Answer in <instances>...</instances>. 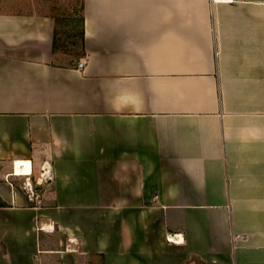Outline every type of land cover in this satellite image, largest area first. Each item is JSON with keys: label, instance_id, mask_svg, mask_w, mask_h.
Instances as JSON below:
<instances>
[{"label": "crops", "instance_id": "crops-1", "mask_svg": "<svg viewBox=\"0 0 264 264\" xmlns=\"http://www.w3.org/2000/svg\"><path fill=\"white\" fill-rule=\"evenodd\" d=\"M46 5L0 0V264H264V0Z\"/></svg>", "mask_w": 264, "mask_h": 264}, {"label": "rangeland", "instance_id": "rangeland-1", "mask_svg": "<svg viewBox=\"0 0 264 264\" xmlns=\"http://www.w3.org/2000/svg\"><path fill=\"white\" fill-rule=\"evenodd\" d=\"M47 5L45 6L49 12H53L56 17V30L59 33V43H64V41L76 42L78 36L81 32V15H82V2L83 0H45ZM22 170L18 171L17 167L15 173L20 175V178L16 181L17 186L26 191L28 195L32 198L31 201L34 204H40L39 195L42 194L43 186H41L40 177L28 181L25 179V175L30 174V168L25 169L21 167ZM46 180V177L44 178ZM29 183V184H27ZM39 183V184H38ZM46 184V183H44Z\"/></svg>", "mask_w": 264, "mask_h": 264}, {"label": "trees", "instance_id": "trees-1", "mask_svg": "<svg viewBox=\"0 0 264 264\" xmlns=\"http://www.w3.org/2000/svg\"><path fill=\"white\" fill-rule=\"evenodd\" d=\"M57 32L58 31H55L54 32V36H53V49L54 50L56 49V41L57 40L60 41V39H59V33H57ZM78 39H79L80 47H82V41H83V34H82V32L80 33ZM64 42H65V44H69V47H72L73 44L75 45V42H73V43H71V41H69V42L68 41H64Z\"/></svg>", "mask_w": 264, "mask_h": 264}, {"label": "built area", "instance_id": "built-area-1", "mask_svg": "<svg viewBox=\"0 0 264 264\" xmlns=\"http://www.w3.org/2000/svg\"><path fill=\"white\" fill-rule=\"evenodd\" d=\"M78 66L81 67V66H82V63H79ZM167 240H168L169 242H178V241H179V240L177 239V237L174 238L173 236H170V235L167 237Z\"/></svg>", "mask_w": 264, "mask_h": 264}, {"label": "bare ground", "instance_id": "bare-ground-1", "mask_svg": "<svg viewBox=\"0 0 264 264\" xmlns=\"http://www.w3.org/2000/svg\"><path fill=\"white\" fill-rule=\"evenodd\" d=\"M17 170H18V171H21L22 168H20V166L18 165V166H17Z\"/></svg>", "mask_w": 264, "mask_h": 264}]
</instances>
